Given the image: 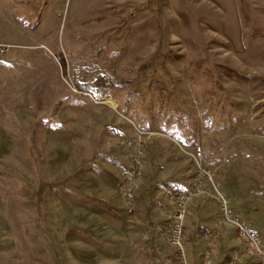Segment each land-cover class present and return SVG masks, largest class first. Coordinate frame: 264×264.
<instances>
[{
    "label": "rangeland",
    "instance_id": "rangeland-1",
    "mask_svg": "<svg viewBox=\"0 0 264 264\" xmlns=\"http://www.w3.org/2000/svg\"><path fill=\"white\" fill-rule=\"evenodd\" d=\"M0 43V264L178 259L169 195L214 185L264 249V0H0ZM196 199L226 220L190 199L204 264L222 236L193 233Z\"/></svg>",
    "mask_w": 264,
    "mask_h": 264
},
{
    "label": "built area",
    "instance_id": "built-area-1",
    "mask_svg": "<svg viewBox=\"0 0 264 264\" xmlns=\"http://www.w3.org/2000/svg\"><path fill=\"white\" fill-rule=\"evenodd\" d=\"M10 45L0 43V54L4 53ZM141 149V146H139ZM194 158L197 160V168H198V178L197 181L200 183L202 178H206L207 180L213 182V175L211 170L203 167L201 162L202 153L200 151L193 153ZM135 162L137 164L142 163V151L135 156ZM134 175L128 176L125 182V191L128 193L133 185H134ZM201 193H208L210 196L214 197L215 200L219 203L223 220L225 219L228 222L233 223L238 230L240 231V235L246 241V249L244 250L246 254L254 255L258 259H260L261 263L264 264V249L260 246L255 236L251 233V231L245 227L237 218H235L231 212L229 207V201L227 198L223 196V194L218 190V187L214 185L213 191L206 192L205 190H201L199 187L193 188L191 191H187L184 189H175L170 193V199H172L176 204L175 216L172 226L168 233H166V239L171 244L173 248L178 250V259H175L171 256L161 255L155 253L157 264H188L185 257L184 245H183V231H184V222L187 215V209L189 201L192 197L199 195ZM147 239H149V235H147ZM178 260V261H177ZM230 264H235V261Z\"/></svg>",
    "mask_w": 264,
    "mask_h": 264
},
{
    "label": "crops",
    "instance_id": "crops-1",
    "mask_svg": "<svg viewBox=\"0 0 264 264\" xmlns=\"http://www.w3.org/2000/svg\"><path fill=\"white\" fill-rule=\"evenodd\" d=\"M198 201L199 200L196 199V202L192 203L191 205L192 207L194 206L195 208H197L194 214L196 216V218L193 219L194 223L193 221H191V216L189 218V223H193L192 224L193 233L195 235L197 234L200 235L205 230L207 231L211 229H218L219 233L222 236L221 241H219L221 245L218 244L216 249L213 250L212 253L208 255L206 254V256L204 257V260L206 258V261H204L205 262L204 264H225L223 258L226 260V256H231L236 264L237 262L238 264H241V262L242 264H246L245 262L241 260V253H242L241 248L243 249L244 243L241 242V239L236 234V228H235L236 226L233 223H230L228 221H224L223 223L220 220V217L219 219H216L212 213H209V214L205 213L203 206L200 203H197ZM235 215L241 216L240 213H236ZM193 241L194 240L191 241L192 244L188 246V250H187L188 251V260H187L188 264H198V261H196L194 257V253H195L194 251H195L196 244ZM197 241H201V238H199ZM203 245L206 247L207 243L204 241ZM205 253H207V251Z\"/></svg>",
    "mask_w": 264,
    "mask_h": 264
},
{
    "label": "trees",
    "instance_id": "trees-1",
    "mask_svg": "<svg viewBox=\"0 0 264 264\" xmlns=\"http://www.w3.org/2000/svg\"><path fill=\"white\" fill-rule=\"evenodd\" d=\"M97 81L99 82L98 84H99V87H97V88H91V87H88L86 84H79V86H80V88H81V90H83V91H89V92H94V96L96 97V98H98L101 94H102V89L103 88H105V87H107V82H109V80L108 81H106L105 80V76H103V75H99V77L97 78ZM111 83H112V81H111Z\"/></svg>",
    "mask_w": 264,
    "mask_h": 264
}]
</instances>
